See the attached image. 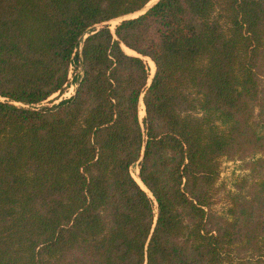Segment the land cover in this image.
Listing matches in <instances>:
<instances>
[{"label":"trees","instance_id":"1","mask_svg":"<svg viewBox=\"0 0 264 264\" xmlns=\"http://www.w3.org/2000/svg\"><path fill=\"white\" fill-rule=\"evenodd\" d=\"M148 2L0 0V264H264V218L210 211L220 157L264 161V0Z\"/></svg>","mask_w":264,"mask_h":264},{"label":"rangeland","instance_id":"2","mask_svg":"<svg viewBox=\"0 0 264 264\" xmlns=\"http://www.w3.org/2000/svg\"><path fill=\"white\" fill-rule=\"evenodd\" d=\"M154 1L149 0L144 9ZM144 9L127 17L136 16L142 13ZM119 20H110L105 22V24L112 31ZM121 48L124 52L133 54V51L122 45ZM143 59L151 75L153 67L148 65L147 60L149 59L147 57H143ZM75 74L76 70L70 67L67 72V83L64 85L62 92L53 93L45 101L36 106L55 103L62 98L70 96L74 90L73 77H75ZM261 83L264 85V77H262ZM142 116L139 115L138 119L140 120ZM261 131L264 133V125L261 126ZM261 158L260 153L234 154L219 158V172L214 182L210 203V211L214 219L232 218L238 220L241 225L242 221L248 217L258 216L259 218H264V161H261ZM129 172L131 176H137V166L132 164L129 167ZM139 185L150 196L146 188L142 184ZM259 236H263L264 238V233ZM239 254H243L244 256L249 255L247 250Z\"/></svg>","mask_w":264,"mask_h":264},{"label":"bare ground","instance_id":"3","mask_svg":"<svg viewBox=\"0 0 264 264\" xmlns=\"http://www.w3.org/2000/svg\"><path fill=\"white\" fill-rule=\"evenodd\" d=\"M147 62H148V65L150 66V67H153V64L149 61V60H147ZM139 115L140 116H142V114H143V105H142V103L140 102V105H139ZM132 177L134 178V180L137 182V183H139V184H141L140 182H139V179L137 178V176L135 175V176H133L132 175Z\"/></svg>","mask_w":264,"mask_h":264},{"label":"water","instance_id":"4","mask_svg":"<svg viewBox=\"0 0 264 264\" xmlns=\"http://www.w3.org/2000/svg\"><path fill=\"white\" fill-rule=\"evenodd\" d=\"M140 186V185H139Z\"/></svg>","mask_w":264,"mask_h":264}]
</instances>
